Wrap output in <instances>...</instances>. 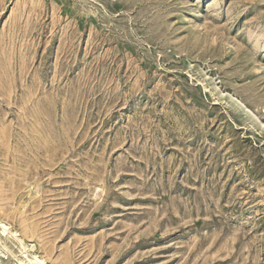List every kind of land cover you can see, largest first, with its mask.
I'll return each mask as SVG.
<instances>
[{"label": "rangeland", "instance_id": "rangeland-1", "mask_svg": "<svg viewBox=\"0 0 264 264\" xmlns=\"http://www.w3.org/2000/svg\"><path fill=\"white\" fill-rule=\"evenodd\" d=\"M0 264H264V0H0Z\"/></svg>", "mask_w": 264, "mask_h": 264}]
</instances>
